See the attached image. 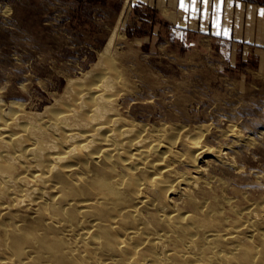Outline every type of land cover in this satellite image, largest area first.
Wrapping results in <instances>:
<instances>
[{
  "label": "bare ground",
  "instance_id": "6f19581e",
  "mask_svg": "<svg viewBox=\"0 0 264 264\" xmlns=\"http://www.w3.org/2000/svg\"><path fill=\"white\" fill-rule=\"evenodd\" d=\"M115 25L42 111L0 99V264H264V195L239 205L209 168L231 143L123 113Z\"/></svg>",
  "mask_w": 264,
  "mask_h": 264
},
{
  "label": "rangeland",
  "instance_id": "374dc122",
  "mask_svg": "<svg viewBox=\"0 0 264 264\" xmlns=\"http://www.w3.org/2000/svg\"><path fill=\"white\" fill-rule=\"evenodd\" d=\"M124 3L0 0V99L6 105L23 104L26 112L21 120L42 111L63 93L66 77H79L92 67L118 23L111 48L123 57L119 56L124 64L121 72L127 80L120 92L126 98L120 101L125 116L151 126L183 125V139L208 125L204 143L215 149L231 143L224 149L229 162L215 160L210 171L225 183V192L237 204L247 203L243 193L260 199L264 195V51L246 52L234 39L215 36L212 10L171 16L164 11L163 0H128L119 19ZM229 125L239 136L223 134ZM240 135L248 139H237Z\"/></svg>",
  "mask_w": 264,
  "mask_h": 264
},
{
  "label": "crops",
  "instance_id": "0c3cea01",
  "mask_svg": "<svg viewBox=\"0 0 264 264\" xmlns=\"http://www.w3.org/2000/svg\"><path fill=\"white\" fill-rule=\"evenodd\" d=\"M163 3H165L164 11L171 16L179 12L207 13L208 10H212L215 21L217 17L219 18V30L223 31L225 28L229 30V37H218L234 39L237 44L243 45L246 52H250L251 48L264 51V16L261 15L264 12V3L245 0H209V4L205 6L202 0H197L195 5L192 4V0H184L187 11L180 7V0H163ZM217 4L220 5L218 12L215 7ZM193 7L196 11H193ZM217 30L215 27V33Z\"/></svg>",
  "mask_w": 264,
  "mask_h": 264
},
{
  "label": "snow or ice",
  "instance_id": "6c2138e0",
  "mask_svg": "<svg viewBox=\"0 0 264 264\" xmlns=\"http://www.w3.org/2000/svg\"><path fill=\"white\" fill-rule=\"evenodd\" d=\"M197 0H192V4L195 5ZM202 3L207 6L209 4V0H202ZM180 7L183 8L185 11H187V7L184 3V0H180ZM217 12L219 11L220 5L217 4L215 5ZM193 11H196L195 7H193ZM262 16H264V12L261 13ZM214 26L218 29L217 32L215 33L217 36H223V37H229V30L224 29L223 31H220V23H219V18L217 17Z\"/></svg>",
  "mask_w": 264,
  "mask_h": 264
}]
</instances>
